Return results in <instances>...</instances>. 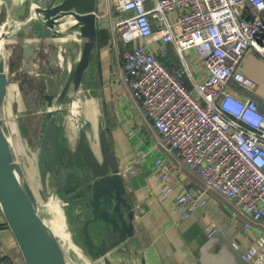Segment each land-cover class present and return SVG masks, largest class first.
<instances>
[{"label":"built area","instance_id":"1","mask_svg":"<svg viewBox=\"0 0 264 264\" xmlns=\"http://www.w3.org/2000/svg\"><path fill=\"white\" fill-rule=\"evenodd\" d=\"M98 3L104 15L108 9L117 12L112 29L125 45L132 44L124 53L122 79L162 144L208 190L237 205L249 221H262L264 93L243 66L250 52L264 60V0H97V8ZM247 10L250 20L242 18ZM180 33L193 38L206 71L201 81L185 63L178 70L163 60L174 45L186 62ZM156 41L159 51L153 46ZM184 74L191 78V88L181 81ZM156 167L164 199L175 189L172 165L158 158ZM207 202L190 189L175 199L181 219ZM205 231L213 237L221 227L211 221ZM233 246L240 250L237 242ZM240 252L247 264H264V235ZM10 256L13 264H27L19 247Z\"/></svg>","mask_w":264,"mask_h":264},{"label":"crops","instance_id":"2","mask_svg":"<svg viewBox=\"0 0 264 264\" xmlns=\"http://www.w3.org/2000/svg\"><path fill=\"white\" fill-rule=\"evenodd\" d=\"M97 12L99 58L84 73L81 92L85 100L80 119L64 110L66 127L63 135L74 146L83 128L89 138L98 137L101 130L107 131L136 210L135 237L131 247L138 253L139 260H144L145 264L247 263L240 250L255 244L257 238L264 235V219L258 223L249 221L237 205L208 190L200 177L182 164L178 154L162 144L160 134L143 116L139 102L129 93L122 79L127 48L122 50L119 42L114 43L118 34L113 31L112 23L118 16L110 9L104 15L106 11L101 3H98ZM184 35L180 33L179 41L186 47V62L182 61L174 45L170 46L168 61L167 58L163 60L170 68L178 70H182L185 63L195 79L201 81L206 77L205 67L193 48V38ZM153 46L159 51L160 42H154ZM257 65L262 67L261 75L254 69ZM243 70L259 83L260 91L264 93V60L250 52L245 57ZM181 81L192 87L187 74ZM261 107L264 111V106ZM83 122H86L84 127L81 126ZM158 158L172 165L171 180L175 189L164 199H160L159 194ZM184 189L202 193L208 202L189 218L181 219L175 199ZM211 221L221 227L220 236L214 239L205 231ZM246 223L250 224L249 227H245ZM234 242L240 244V250L233 246ZM16 247V238L0 207V262L13 264L10 254Z\"/></svg>","mask_w":264,"mask_h":264},{"label":"water","instance_id":"3","mask_svg":"<svg viewBox=\"0 0 264 264\" xmlns=\"http://www.w3.org/2000/svg\"><path fill=\"white\" fill-rule=\"evenodd\" d=\"M248 10L242 18L250 20ZM36 11L54 39L75 31L82 39L79 60L72 66L61 92L57 97L45 96L49 110L44 139L48 145L45 148L43 143L38 163L42 192L46 195L52 185L67 199L74 234L82 237L90 258L104 264H145L131 247L136 210L107 131L89 138L83 128L74 146L63 135L64 110L80 119L85 100L80 96L84 73L99 58L97 0H50L37 5ZM61 21L68 24L65 30L60 29ZM6 62L0 48V207L27 264H73L60 238L41 216L40 198L16 155L6 120V98L13 78ZM85 125L83 122L81 126ZM77 225L80 228L74 227ZM220 234L219 231L212 238Z\"/></svg>","mask_w":264,"mask_h":264},{"label":"rangeland","instance_id":"4","mask_svg":"<svg viewBox=\"0 0 264 264\" xmlns=\"http://www.w3.org/2000/svg\"><path fill=\"white\" fill-rule=\"evenodd\" d=\"M48 2L50 0H0V48L11 50L6 65L9 76H13L6 98V120L18 161L22 163L27 178L40 198L41 216L46 221L54 217L48 203L51 199H59L62 204L67 230L60 240L68 253L69 261L72 260L73 264H104L102 260L90 258L81 242L82 237L78 234V238L74 234L72 211L68 207L67 199L61 197L52 185L48 186L46 195L42 192L38 163L43 143L45 148L48 145V140L44 138L49 104L45 98L39 105L37 96L42 93L44 96L48 94L57 97L82 51V39L78 34L76 39L69 41H57L52 37L42 15L36 11L37 5ZM111 11L115 12L114 9ZM115 36L114 43L119 42L122 50L132 47V44L125 45L119 34ZM110 39L113 40L111 36ZM181 41L184 40L181 38ZM58 54L63 56L62 60ZM116 57L121 61L120 57ZM165 60L168 61V58ZM254 69L258 75L263 73L261 65ZM24 80L29 82L27 81L28 85L26 84L23 93ZM41 86L44 88L42 91ZM82 95L83 93L80 96ZM70 98L71 94L66 100ZM76 228L80 227L77 225ZM68 239L81 248V255L69 247Z\"/></svg>","mask_w":264,"mask_h":264},{"label":"bare ground","instance_id":"5","mask_svg":"<svg viewBox=\"0 0 264 264\" xmlns=\"http://www.w3.org/2000/svg\"><path fill=\"white\" fill-rule=\"evenodd\" d=\"M59 26H60L61 30H65L68 27V24L65 21H61ZM77 34H79V32L75 31V32H72L69 35L65 36L64 38H57L56 40L57 41H69L70 39H76ZM0 45H2V41L1 40H0ZM1 47H3V46H1ZM1 50L3 52L4 57L6 59H8L10 54H11V50L10 49H5V48H2ZM58 55L60 56L61 54H58ZM62 58H63V56L61 55V60H62ZM48 203H49V206H50L51 210L54 213V217L51 218L47 222L52 227V229L55 232V234L59 238H63L64 235L66 234L67 225H66V220H65V215H64V210H63L62 204H61L60 200L56 199V198L55 199H51L50 202H48ZM68 241H69V239H68ZM71 241L68 242L69 243V247L71 249H73L78 255H81V251L82 250L80 251V249L74 243H72ZM88 264H91V263H88Z\"/></svg>","mask_w":264,"mask_h":264},{"label":"trees","instance_id":"6","mask_svg":"<svg viewBox=\"0 0 264 264\" xmlns=\"http://www.w3.org/2000/svg\"><path fill=\"white\" fill-rule=\"evenodd\" d=\"M29 82V80H24L23 82H22V90H23V93L25 92V86H26V84L28 85V82ZM42 90H44V88H43V86H41V88H40V91H42ZM43 94L41 93V95L40 96H37V102H38V104L40 105V104H42V100H45V96L43 95ZM24 96H26L25 94H24Z\"/></svg>","mask_w":264,"mask_h":264},{"label":"flooded vegetation","instance_id":"7","mask_svg":"<svg viewBox=\"0 0 264 264\" xmlns=\"http://www.w3.org/2000/svg\"><path fill=\"white\" fill-rule=\"evenodd\" d=\"M51 173H52V171H50V175H51ZM75 228H76V226H74ZM78 236V235H77ZM78 238H79V236H78ZM81 240V239H80Z\"/></svg>","mask_w":264,"mask_h":264}]
</instances>
